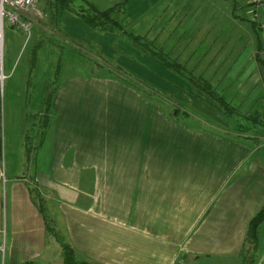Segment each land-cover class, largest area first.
Masks as SVG:
<instances>
[{
  "label": "crops",
  "instance_id": "0c3cea01",
  "mask_svg": "<svg viewBox=\"0 0 264 264\" xmlns=\"http://www.w3.org/2000/svg\"><path fill=\"white\" fill-rule=\"evenodd\" d=\"M92 2L98 10L103 11L115 5L117 0ZM164 4V0H128L124 19L126 28L135 36L147 39L150 44L156 42L154 47L163 49L165 54L186 65L195 75L205 74L207 80H210L212 76L208 77V67L203 68L204 71L199 69L202 64L212 66L220 61L219 57L213 56V43L206 42L196 34L191 39L192 32L188 22L180 25L172 24L179 17L175 14L173 22L171 19V26L155 27L151 18L153 15L165 13ZM61 25L63 35L74 42L77 48L83 52L89 50L91 55H101L109 61H114L130 74L135 72L136 74L133 75L145 81L146 85L150 84V79L157 77L172 84L169 85L162 80L168 87L173 85L184 87L191 95L197 98L201 96L197 89L166 71L163 64L154 59L150 53L122 40L119 35L93 31L82 20L67 12L62 15ZM195 43L198 45L194 46ZM82 61L85 62L84 59ZM71 64H77L74 76L65 78L59 84L51 102V116L54 121L52 120L46 136L43 137L45 149L49 150V153L47 152L51 161L49 168L51 169L54 160H58L59 167L52 170H58L56 172L58 176H66L65 182L71 185L77 181L75 176L79 175V170L89 165L87 162L82 163V158L83 160L87 158V152L95 148L92 145L94 142L112 137L111 143H113L117 137L122 136L123 142L117 146L118 150H115L112 156L119 159L123 166V158L128 162L130 159H135L136 163L139 162L141 153L145 152L144 160L142 159L141 162L147 163L146 167H139L138 163H134L131 170L129 166L123 167L126 172L119 174L125 177L121 181H126L129 172L135 184L141 179L143 185L137 197L130 196V200H135V203L127 207L128 221L131 224L129 231L132 237H135L130 243V250L133 252L135 249L136 253L145 260L142 264H149L151 259L159 262L166 255L174 257L184 253L185 257L198 256L201 253L206 254V249L211 251L210 255L218 256V251L223 250L226 245L230 246L231 233L232 239H235L233 250H237L233 258L239 257L238 253L243 248L248 223L264 207L262 165L258 162L256 168L255 162L254 168H249L251 165L249 162L257 154L248 147H257L239 140L231 139L234 141L232 142L230 137L217 134L201 137L200 141L195 137L187 140H196L211 147L218 143L228 146L232 144L235 151L230 152L227 149L195 151L197 149L192 147V144L197 145L196 141L187 142V147L180 146L177 151H169L172 142H167L166 139L175 138L176 135L168 137L156 135L160 129L156 121L149 117L148 113L152 110V105L148 100H143L132 88L122 87L124 89L120 90L119 81L102 71L93 70V73H87V70L79 67L82 62L78 60ZM261 88L264 92L263 83ZM102 104L125 108L129 118L126 124L118 122V125L113 127L112 123L95 122L92 118L96 112L85 115L83 107L89 105V111L92 112L93 105ZM1 118L0 113V169L4 180L3 192L5 191V198L9 203L11 223L10 236L5 232V238L2 240L5 242L3 261L7 264L47 262L57 264L60 250L54 244L50 243L47 246L45 243L44 224L41 218L38 219L37 205L32 200L29 182L24 176L17 177L12 175L13 173L6 178L3 172L4 167L6 170V149ZM94 128L99 129V134L96 130L94 132ZM131 146H135L134 151ZM145 159L148 161L146 162ZM150 159L155 161L150 163ZM236 174L240 176L236 177ZM48 182L39 181L41 188L38 189L43 193L42 196H49L47 198L51 201L59 198L61 204L65 202L60 205L62 218L65 219L69 229L70 239L77 243L79 256L81 252L86 255L84 260L92 258L101 264H125L122 260L124 257L126 262H131L124 251L121 254L112 253L111 249L113 248L114 251L115 242L111 241V237L104 238L101 231L102 218L97 213L96 208H100L97 202L101 199V202L104 201L106 206L110 207L108 199L111 196L102 194L99 198L94 195L92 207H95V211L86 212L85 201H90L89 196L72 192L62 184L46 186ZM55 191L56 195H54ZM120 201L123 202L122 199ZM68 204H72L73 207L66 213ZM75 206L77 208H74ZM247 210L249 217L245 213ZM19 212L22 213L21 222L24 219L27 226L26 235L29 237L36 235V231L41 229V236L17 240L18 232L15 230L18 227L20 232L19 227L23 225L21 222L19 225ZM106 234L110 236L109 233ZM109 244L112 248L106 251L110 247ZM82 245L84 247L88 245L91 249ZM182 245H185L183 247L185 252H180L183 249ZM97 257H102L103 260L96 259ZM233 264H240L238 258Z\"/></svg>",
  "mask_w": 264,
  "mask_h": 264
},
{
  "label": "rangeland",
  "instance_id": "374dc122",
  "mask_svg": "<svg viewBox=\"0 0 264 264\" xmlns=\"http://www.w3.org/2000/svg\"><path fill=\"white\" fill-rule=\"evenodd\" d=\"M85 1L93 5L92 1L94 0ZM121 2H124V0H117V3ZM164 2H167L164 10L165 13L162 15H153L151 18V22L154 23L155 27L167 24L165 18L172 13L177 14L182 21L181 23H189L190 32H192L191 39L194 34H196L204 38L206 42L213 43V56L219 57L220 61L212 66L202 64L199 70L204 71L205 69L203 68L208 67V77L209 75L212 76L210 81L213 87H215L213 90L215 96L219 98V95L225 92V94L227 93V95H225L226 101L229 102L232 100L233 94L237 93L238 98L236 102L238 104V100H244L242 108L245 110H249L255 105H259L258 107H260V98L264 97V92H262L263 89L261 88L262 80H264V73L262 72L261 74L259 68L256 67L255 56L258 52L256 35L264 43V32L260 31L258 28L253 30L252 25L247 23L248 20H250L248 14L249 8H244L242 5L243 2L240 0H164ZM54 6L55 0H37L34 9L30 13V15L33 16L31 19L33 23L31 24L29 38L28 35L18 28L9 27L7 22L4 26L2 63L0 61V72L3 70V74L6 76L3 82L0 80V113L2 114L3 141L6 149V170L4 167L3 172H5L6 178L7 175L10 176V173H13L12 175L17 177L24 176L29 182L28 186L31 187L32 200L35 205H37L38 219L41 218L44 224L45 243L47 246L50 245V243L54 244L60 250L58 256L59 262H57V264L66 263L61 250L62 244H66L73 250L74 257L72 264L101 263L92 258H86L84 260L83 258H85L86 255H83L81 252L80 256L78 255L77 252L79 251L76 249L77 243L75 240L70 239L68 234L69 229H67L65 219L62 218L63 214L60 205L63 203L65 204V202L61 204L59 198L51 201L47 198L49 196H42L43 193L41 190L39 191L38 188H41L39 181L43 182V180H45V182L49 181L46 186L62 184L72 192L75 191L82 195L84 193L86 196H89L90 201H85V203H87V205H85L87 206L86 212L95 211V207H92L94 195L97 197L102 194H106L108 197L111 196V198L108 199V205L110 207H107L104 201L101 202L100 199V201L97 202L100 208H96L98 209V215L102 218L101 231L104 238L111 237V241L115 242L114 251L110 244V247L106 251L111 248L112 253L118 252V254H121V252L124 251V253L128 255L127 259L131 261L126 262V258L124 257L122 260L125 264H142L145 260L136 253L135 249H133V252L130 250V243L135 237H132L129 231L131 229V224L128 221L129 209L127 207L135 203V200H130V196L133 195L137 197L143 185L141 184V179L135 184V180L129 172H127L129 175L126 181H121L122 178L125 177L119 175L126 172L123 167L129 166V170H131L136 161L135 159H130V162H128V160L126 161L123 158L124 164L122 166L120 160L112 156V153L118 150L117 146L123 142V137H117V140L113 143H111L112 137L101 139L96 143L94 142L92 145L96 150L92 148L87 154L85 153L87 158L84 160L82 158V163L87 162L89 165L85 166V169L79 170V175L77 177L75 176L77 181L69 185L65 182L66 176H58L56 174L58 170H52V168L56 169L59 167L58 160H54L51 169L49 168L51 164L47 155L49 150L47 151V149H45V138L40 134L42 123L41 117L39 116L38 118L39 109H37V107H39L37 106L39 105V95L41 93L46 94L53 92L55 90L54 88L58 87V84L65 78L74 76L77 64L72 65L71 63L74 61L77 62L78 60L80 63L82 62V64H79V67H83V69L87 70V73H93L96 65H99V68L102 67V73L110 75L119 81L118 87L121 86L120 90L124 89L122 87L140 89V92L144 94L143 96L137 90L136 92L139 93L143 100H148L152 105V110H149L148 114L149 117L156 121V125H158L160 129V132L156 135H163L166 137L176 135L175 138L166 139L167 142H172L169 151H177L180 149V146L187 147V142L196 141L187 140V138L195 137L200 141L201 137L204 138L206 135H217L215 132L206 128L208 124L212 125L214 129H222L230 133H235L237 132V127L240 122L237 120L238 117L235 118V116L223 117L226 115L225 112L223 113L222 108L213 98H210L211 95L199 90L191 83H187L183 78H180L167 69L166 71L175 75L183 83H187L197 89L201 96L197 98L191 95L184 87L180 88L174 85L168 87L165 83L169 85L172 84L165 79H159L157 77L150 79V84L146 85L145 81L143 82L138 79L136 75H133L135 72L130 74L129 71L127 72V70L123 69L121 65H118L114 61H109L107 58L101 57V55L94 56L83 53L90 58L92 57L95 63L87 59L90 64L85 63L82 61L83 59L79 57L70 58L67 56L65 61L68 64H65V61H63V67L57 75L55 74L57 70L54 69V66H50V63H54L55 65V62L49 61L44 55H39L37 57V67L31 68L30 63H28L29 59L26 56V52L30 50L33 41L42 39V41H49L51 44H54V42L56 44L63 43L64 35L61 28L62 16H60L61 18L57 17ZM73 9L75 14L76 11L80 10L86 12V14H90V10L79 0L75 1ZM65 12H63L62 15ZM67 13L75 15L73 11ZM75 16L79 18L77 15ZM122 21L125 23L124 19ZM177 21L178 20L174 21L175 24H177ZM187 39H190V37H187ZM144 41L147 42L146 44H148V47L156 45V42L155 44H149L150 42L147 39ZM196 45H198V43L194 44V46ZM247 45L248 48L244 49V46L246 48ZM48 47L49 46H47V48ZM260 53V58L264 61V51ZM153 58L156 59L155 56H153ZM123 63L124 62H122V64ZM202 77L207 80L205 74ZM53 79H56L58 82L54 83ZM43 80L48 83L45 88L43 87ZM162 80H165V83ZM197 83L200 82L197 81ZM209 89L212 90L211 88ZM260 92H262L261 96ZM93 108L92 112L89 111L88 105L83 107V110L87 116L88 113L96 112V114H94L95 116L92 118L95 122H100L102 124L112 123L113 127H115L118 125V122L126 124V121L129 119L127 117L128 112L125 111V108L120 106L102 104L101 106L93 105ZM30 109L31 111H29ZM29 115L32 116L30 119ZM51 119L54 121L52 117ZM147 126L148 122L146 120V128ZM93 130L94 132L96 130V133L99 134L98 128H94ZM104 130L103 126V133ZM224 131L220 132L223 133ZM229 139L231 140L232 138ZM213 141L215 140L213 139ZM261 143V147H248L250 151L257 154L253 156V160L249 162L251 163L249 168H254L255 162L257 168V163L259 162L264 171V139H261ZM196 144L198 146L192 144V147L197 149L195 151H220L226 149L230 152L235 151L232 144L228 146L226 144L221 145L219 143H213V145L215 144L214 147H211L209 144L198 143L197 141ZM167 146L168 145H166V147ZM131 148L132 151H134L135 146H131ZM144 153L145 152L141 153L139 162H136L139 167L147 166V163L141 162L142 159L144 160ZM132 155H134V152ZM145 161L147 162L148 160L145 159ZM154 161L150 159L149 162L152 163ZM60 163L62 164V161H60ZM238 176H240V174H236V177ZM3 188L4 180L2 169H0V244L5 246V242L2 240L5 238V232L10 236L11 223L9 203L5 198V191L3 192ZM56 194L57 192L54 195ZM120 199H122L123 202L120 201ZM45 200H48V202ZM117 203L119 205H117ZM72 207V204L66 205V213L70 211ZM74 208L77 207L75 206ZM132 211L133 209L130 211V215ZM245 213L248 214L249 217L248 210L245 211ZM18 214L19 225L22 223L23 225L19 227L20 232L18 227L15 230V232H18L17 240L30 239L38 235L41 236V229H39L38 232L36 231V235H31L30 237L26 235L27 226L24 223V219L21 222L22 213L19 212ZM105 223L109 224V226ZM48 228L52 230L48 231ZM106 233H109L110 236ZM257 237L259 240L257 250L254 251L250 246H246L247 249L245 252L240 249L238 253V255H240L237 257L240 264L242 262H245V264H264V223L257 230ZM232 238L233 234L231 233L230 246L226 245L223 250L218 251V256L210 255L211 251L206 249V254L201 253L193 257H185L184 253L175 255L174 257L166 255V257L159 262L153 259L149 260V264H233L237 259L233 258L237 250H233V247H235V239ZM86 247L91 249L88 245L84 248ZM183 247H185V245H182V248ZM180 252H185L184 248ZM244 253L243 259H245V261L242 259ZM98 258L99 260H103L102 257H97L96 259ZM3 264L7 263L4 261ZM45 264L49 263L47 262Z\"/></svg>",
  "mask_w": 264,
  "mask_h": 264
},
{
  "label": "trees",
  "instance_id": "16d2710c",
  "mask_svg": "<svg viewBox=\"0 0 264 264\" xmlns=\"http://www.w3.org/2000/svg\"><path fill=\"white\" fill-rule=\"evenodd\" d=\"M75 1L77 0H55L54 7L56 11L55 14H57V17L61 18L60 16H62V13L65 11L66 12L73 11L74 13L73 6H74ZM79 1H81L85 5V7H87V9L90 10V14H86V12L82 10L76 11V14L75 13L74 14L77 15L88 28H90L93 31L99 32V33H103V32L104 33H107V32L116 33L117 35L121 37L122 40L131 43L137 48H143L144 51L146 52L149 51L152 56H155L156 59L159 60L163 64L165 69L171 71L173 74L179 76L180 78H183L184 81H187V83L188 82L191 83L192 85L197 87L199 90L205 92L206 94L211 95L210 98H213L214 101L222 108L223 113L225 112L226 115H224L223 117L235 116V118L238 117L237 120H239L240 122V124L237 127V132L235 133H230L227 130L224 131L222 129H219V130L216 128L214 129L212 128V125L210 124H208V126L206 127L207 129L219 135H223V136L235 139V140L250 143L255 147H258L260 146V144H262L261 139H264V97L260 98V107H258L259 105L258 106L255 105L253 108L251 107L249 110H245L244 108H242V103L244 100L242 101L238 100V104L236 102L237 101L236 99L238 98L237 93L233 94L234 96L232 97V100L229 102L226 101L225 95H227V93L225 94V92L219 95L220 96L219 98L215 96L214 91H213L215 87H213L210 80H206L205 78L203 79L202 76L195 75L193 71L189 70L186 67V65L179 63L178 60L172 59L167 54H165L163 49L159 50L154 46L148 47V44H146L147 42L144 41L143 37L135 36V34L129 31L128 28H126V25L124 22H122V20L126 18V3L128 0L127 1L125 0L124 2H121V3H117L111 6L110 8L106 9L105 11L97 10V8H95L93 5H91L85 0H79ZM166 4L167 2H165L164 5ZM175 16L177 17V14H175ZM173 18H174V14L172 13L170 16L165 18V20L168 21L166 22L168 23V25L164 24V25H158V26H160V28H167L171 26L172 24H175V23L171 24V19L173 22ZM176 20H178L177 24H182L180 17H178ZM247 23H250L252 25V29L255 30L256 27L253 26V24L249 20ZM152 24L154 25V23ZM256 41H257V51H258L257 55L255 56L256 65H257L256 67L259 68V72H261L262 74V72L264 73V61L261 60L260 58V54H261L260 52L264 51V45H263L262 40H260L257 35H256ZM46 42L47 41H42V39L39 41H33L32 46L30 47V50L26 52L27 54L26 56L29 59L28 63H30L31 68L37 67V63H38L37 57L39 55H44L49 59V61L51 60L52 62H55V65L54 63H50V66H54V69L57 70L56 72L54 71L56 75L62 69L63 63H64L63 61L66 60L67 56H69L70 58L80 57L81 59H84V60L86 59L85 63L87 64H90L87 61V59L94 62L92 60V57L90 58L87 55L83 54V53L89 54L88 52L89 50H87V52H82V50L77 48L76 47L77 45L74 42H71L70 40H68L66 36H64L63 43L61 44H58V43L56 44L55 42L54 44H51L48 41L47 42V46H49L48 48L46 46ZM248 45L246 46V48L244 46V49H247ZM66 63L67 62L65 61V64ZM95 67L96 68L94 69V72L101 71V70L103 72V68L102 67L99 68V65L98 66L96 65ZM53 81L54 83L58 82L56 79H53ZM197 81H199L201 84L197 83ZM262 83L264 85V80H262ZM47 84L48 83H46L45 80H43L44 88ZM59 84H58V87H59ZM41 86H42V83H41ZM58 87L54 88L55 90L53 92L46 93V94L41 93L38 98V101H39V105H37L39 106L37 107V109H39L38 118L39 116L41 117V123H42L41 128L43 130V131L41 130L40 134L43 137L46 136L47 129H49L51 122H52L51 121L52 120L51 119L52 117L51 116V102H52V98L55 95ZM209 88H211L212 90H210ZM132 89L135 91L137 90L142 96L144 95L140 92V89H135V88H132ZM29 111H31V109ZM31 117L32 116L29 115V119ZM220 131H224V132L221 133ZM248 134L251 136H249ZM263 223H264V207L248 223L244 244L242 245L243 246L242 251L244 252L246 251L247 249L246 246H250V248H252L254 251L257 250L259 246L257 230ZM47 230L51 231L52 229L48 228ZM61 247H62L61 250L63 253V257L66 262L65 264H72L73 257H74L73 250L70 247H68L66 244H62ZM244 255L245 253L242 256V259L244 258ZM243 261H245V259H243ZM241 264H245V262H242Z\"/></svg>",
  "mask_w": 264,
  "mask_h": 264
},
{
  "label": "built area",
  "instance_id": "2783aa9c",
  "mask_svg": "<svg viewBox=\"0 0 264 264\" xmlns=\"http://www.w3.org/2000/svg\"><path fill=\"white\" fill-rule=\"evenodd\" d=\"M37 0H0V61L4 48V26L7 22L11 28H18L30 37L31 11L34 9ZM248 7L250 22L255 24L260 31L264 32V0H242ZM0 78H4L2 70ZM5 248L0 244V264H3Z\"/></svg>",
  "mask_w": 264,
  "mask_h": 264
}]
</instances>
